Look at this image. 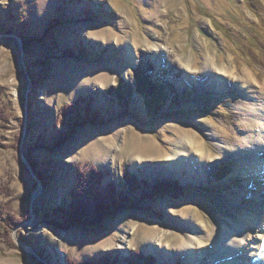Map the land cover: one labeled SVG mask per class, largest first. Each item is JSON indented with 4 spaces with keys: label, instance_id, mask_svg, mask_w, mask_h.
<instances>
[{
    "label": "rangeland",
    "instance_id": "rangeland-1",
    "mask_svg": "<svg viewBox=\"0 0 264 264\" xmlns=\"http://www.w3.org/2000/svg\"><path fill=\"white\" fill-rule=\"evenodd\" d=\"M210 56L264 74V0H0V264L231 258L208 232L256 187L220 151L248 100L227 79L205 85ZM187 133L208 179L158 171ZM195 233L189 259L179 244Z\"/></svg>",
    "mask_w": 264,
    "mask_h": 264
},
{
    "label": "bare ground",
    "instance_id": "bare-ground-1",
    "mask_svg": "<svg viewBox=\"0 0 264 264\" xmlns=\"http://www.w3.org/2000/svg\"><path fill=\"white\" fill-rule=\"evenodd\" d=\"M203 71L206 77L204 79L207 82L205 83L206 86L208 84L218 88L224 86L227 79L228 82L235 84L241 90L240 93L245 95L248 100L239 107V111L243 114L242 129L236 133L235 139L227 146L225 145L226 147H221L220 151L223 154L235 152L243 157L244 160L239 164L240 170L245 175L247 184L251 181L256 183L254 190L249 188L245 194L249 195L240 202L241 210L238 211L240 216L237 220L230 224L215 223L208 235L212 243L223 251L222 253H228L231 256V253L234 252L231 258H228L227 261L223 259L219 264H230L231 260V263L235 264L239 259L238 254L241 258L243 257L246 245L250 248L248 249L252 258L248 263L264 264V218L260 217L261 208L264 205L262 193L264 190V74L258 77L251 72H246L244 69L238 72L229 65L220 67L211 56L205 59ZM195 138L196 136L187 133L177 140L175 148L158 166L160 169L158 171L167 176L172 173H180L182 166H186L191 175H198L199 170V181L204 177L208 179L209 171L213 167V160L203 150V143L196 141ZM198 163L203 165V168L206 169L205 172L202 173L201 170L204 169L197 168ZM253 173H258V177ZM163 235L165 237V234ZM164 241L165 238L158 239L157 243L159 246H163ZM201 241L202 238L200 239L199 234H191L183 238V241L179 244L180 250L187 253L190 259L191 253H193V245L197 244L199 246ZM166 244H168V241ZM165 246L167 247V245Z\"/></svg>",
    "mask_w": 264,
    "mask_h": 264
},
{
    "label": "trees",
    "instance_id": "trees-1",
    "mask_svg": "<svg viewBox=\"0 0 264 264\" xmlns=\"http://www.w3.org/2000/svg\"><path fill=\"white\" fill-rule=\"evenodd\" d=\"M67 53H70V54H72V52H69V51H66ZM147 86H148V88L149 89H152L153 88V86H152V83H147L146 84ZM124 172H125V170H124ZM125 175H126V173H125ZM174 184H176V182H171V185H174ZM91 199V198H90ZM77 200H83V202H85V199H77ZM87 200V199H86ZM99 200V201H98ZM97 203H96V206L98 207V209L100 210V209H102L103 207H105V205H104V199L100 196L98 199H97V201H96ZM106 202V201H105ZM74 209L73 210H71V213H72V217H73V215L75 216V215H78L79 216V213L77 212V203H75V205L73 206V205H71ZM76 207V208H75ZM78 210H80V209H78Z\"/></svg>",
    "mask_w": 264,
    "mask_h": 264
}]
</instances>
